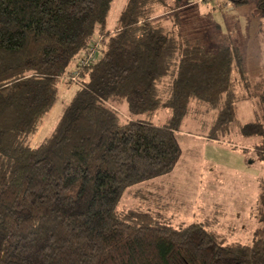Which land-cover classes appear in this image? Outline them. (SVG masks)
I'll list each match as a JSON object with an SVG mask.
<instances>
[{"label": "trees", "instance_id": "trees-1", "mask_svg": "<svg viewBox=\"0 0 264 264\" xmlns=\"http://www.w3.org/2000/svg\"><path fill=\"white\" fill-rule=\"evenodd\" d=\"M113 2L0 0V264H264V180L246 245L208 220L175 228L120 209L130 190L176 172L191 113L204 108L218 141L251 95L233 80L244 76L238 49L212 43L196 20L183 27L181 0H127L111 30ZM258 7L264 18V0ZM95 43L98 61L78 66ZM74 85L55 130L33 148L61 86ZM257 100L239 132L262 158L264 86Z\"/></svg>", "mask_w": 264, "mask_h": 264}, {"label": "rangeland", "instance_id": "rangeland-1", "mask_svg": "<svg viewBox=\"0 0 264 264\" xmlns=\"http://www.w3.org/2000/svg\"><path fill=\"white\" fill-rule=\"evenodd\" d=\"M166 1L163 4L173 3ZM195 1L179 3L176 14L183 20V27L196 20L200 28L214 35L212 43H226L238 49L244 60V76L236 73L233 80L238 94H250L251 98L239 102L233 130L218 141L211 140L206 130L211 118L198 113L204 112L203 107L196 108L197 114L191 113L184 125V131L193 135L178 136L183 156L176 172L130 190L120 209L160 214L165 224L175 228L208 220L229 242L246 245L252 242L254 231L260 226L257 207L264 180V157L254 152V141L242 136L239 127L250 121L264 86V18L259 0H248L230 9L224 8L222 2L193 6ZM126 3L127 0H114L108 17L111 30L116 28ZM220 5L225 10L210 8ZM72 87L76 94L78 87ZM73 89L61 86L54 108L32 140L33 148L51 136L75 95ZM164 118L163 114L159 117L160 121Z\"/></svg>", "mask_w": 264, "mask_h": 264}, {"label": "built area", "instance_id": "built-area-1", "mask_svg": "<svg viewBox=\"0 0 264 264\" xmlns=\"http://www.w3.org/2000/svg\"><path fill=\"white\" fill-rule=\"evenodd\" d=\"M222 0H196L193 2V4H216L217 2H221ZM225 8L230 9L231 5L228 2H225ZM97 50H98V43H95L91 48L89 53H85L81 56L80 60L77 61L78 66L85 67L88 65L95 64L98 61L97 56ZM78 75V69L77 71H74V75L72 77V80L76 83L77 82V76Z\"/></svg>", "mask_w": 264, "mask_h": 264}, {"label": "crops", "instance_id": "crops-1", "mask_svg": "<svg viewBox=\"0 0 264 264\" xmlns=\"http://www.w3.org/2000/svg\"><path fill=\"white\" fill-rule=\"evenodd\" d=\"M72 89L75 88V87H71ZM74 90V89H73ZM74 94H75V90H74Z\"/></svg>", "mask_w": 264, "mask_h": 264}]
</instances>
